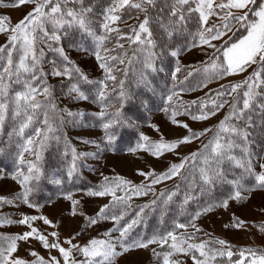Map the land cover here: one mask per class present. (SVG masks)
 <instances>
[{"label":"snow or ice","instance_id":"snow-or-ice-1","mask_svg":"<svg viewBox=\"0 0 264 264\" xmlns=\"http://www.w3.org/2000/svg\"><path fill=\"white\" fill-rule=\"evenodd\" d=\"M33 4L34 8L27 12L26 15L16 24H11L10 17H0V34L8 33V43L0 46V59L6 60V63L0 65V135L4 134L5 122L11 105V111L14 117H19L23 113L26 117L8 133L9 137L13 134L24 139L25 143L21 145V151L17 154L18 163L21 166L13 179L23 188V203L28 207H36L30 200L29 194L39 186V182L44 177L40 161L43 159V151L46 149V141L50 139L48 133L53 131V125L50 117L54 118L57 111L55 103L54 90L47 84L48 76L61 78V90L65 98L74 102L89 101L91 89L85 88L86 85L95 86V96L91 99L92 103L100 107L99 113H94L102 120V129L104 131L103 142L107 148L111 149L121 140L122 130H129L138 136V142L130 151L135 154L137 151H146L150 155L159 158L164 152H174L181 144L191 143L193 139H199L206 136L208 132H212V128H206L199 133L193 132L185 123L177 121L175 117L180 114L176 110L172 111L171 122L188 130V135L181 139L169 142L163 136L158 141H153L144 132L141 131L142 115H125L124 109L128 104L138 101L140 106L145 110H150L151 97L134 96L125 87V79L127 71L124 70L125 79L117 80L114 74L115 70L109 60L116 61L119 64L132 65L134 62L140 64L138 76L136 80L137 87H142L146 92L154 96L155 88L152 86L151 77L164 71V62L168 57L177 58L174 71L171 72L173 81L177 79V73L181 71L179 65V57L185 51H191L196 44V38L199 37L200 45H207L215 49L212 54L216 60L220 57L216 53L222 55L220 63L212 61L211 67L214 70L213 75L206 77L197 88H207L209 83L217 78H223L226 75H235L247 71L256 65L252 74L242 82H237L230 86L229 90L217 91V97H230L236 93L238 89L245 90L236 96L229 108L228 114L216 126L213 136L208 143L203 144L202 152H194L190 157H184L180 164H172L168 171L157 175L154 171L146 173L139 171L138 175L150 178V184L142 182L139 185H132L131 181L122 177H116L115 187L110 183H102L101 190L89 191L87 195L94 197L111 196L110 204L104 205L95 217H86V224L94 226L103 220L111 219L119 224L122 216L107 215L105 210L116 204H127L126 197L117 195V189L124 186H130V190L136 195H147L149 191L155 192L151 185H155L171 179L180 174L185 164L189 160L195 161L197 158L202 159V166L198 170V179L200 184V194L204 196L212 191L217 185L223 188L220 199L215 202H208L205 206H198V210L192 216L189 223H176L174 230L168 231L160 236H153L148 240H139L134 242H125L130 230L136 225L144 214V209L150 205H144L137 213V218L131 220L130 223L122 227L115 228L104 233L108 239L90 240L83 248L73 244L75 237H71L63 241L69 245V248L61 246L59 233L53 231L50 233L52 239H49L38 228L33 227L32 222L42 220L45 225L50 227H58L51 220L44 216H24L19 221L20 224L30 228L23 234L17 235H0V264H61V261L54 256H50L45 260L35 251L29 254L35 257L29 261L13 254L18 250V241H29L34 239L46 249H56L63 258V264H115L118 256L132 250L133 248H148L151 244L158 245L167 249L162 253L153 249V254L158 259L162 255L163 264H182L179 259H170L171 257L183 254L191 256L193 264H224L223 258L227 256V264H246L247 257L245 253L251 255L250 264H264V253L257 255L251 249H243L238 252V258L233 261L234 252L231 247L223 239L214 241H204L201 243H192L190 241L196 239L195 235L177 234L175 229H187L189 226L200 231L195 224V220L199 219L202 214H206L215 208L228 209L229 202L235 201L240 203L249 198L251 193L261 190L264 191V162L260 163V172L255 171L253 157L264 160V155L257 154L252 151V145L257 143L255 137L260 138L261 152L264 153V2L257 5V0H110L108 6L101 12L102 19H97L93 15V7L85 6L84 0H13L10 4H4L0 0V7H21L26 4ZM195 5V6H193ZM257 5V8L250 7ZM135 9L132 18L143 19L138 25L132 27V35L127 36V41L131 44L138 45V51L141 56L133 53L131 58L120 55H112L113 49L107 44L110 40L120 49L124 48V44L120 41L125 39L121 34L117 22L126 23L122 19L123 13ZM217 9L220 11L217 12ZM227 10V11H225ZM198 13L197 16H193ZM256 19H250L249 14ZM218 16L224 21L222 25L212 24L208 26L211 16ZM192 21L197 26L195 34L187 32L189 22ZM50 24L51 31L46 27ZM243 28L246 34H241L242 38L232 39L229 33L235 28ZM102 29V32L100 31ZM38 33L42 36H38ZM115 33V37L112 34ZM187 33V35H186ZM234 34V33H233ZM188 35L192 36V42L188 43ZM224 37H228L224 40ZM62 41L67 42L68 48L82 51L94 56L99 69L104 73L102 79L92 80L89 75L71 60L67 54L66 47ZM91 41V44H87ZM211 41H222L221 44H212ZM47 42L48 49L54 53V57L49 63L51 68L48 72L43 68L44 52L37 48L38 43ZM19 56L18 62L13 59V53ZM59 57V60L56 58ZM159 61V65L157 63ZM199 71V69H197ZM207 72V69H205ZM22 74H26L24 81L25 91L17 92L13 99H6L8 96L7 86L4 83L5 77L11 79L16 77L20 79ZM192 72H188L187 76H191ZM187 76L185 79H187ZM39 82L38 84L35 82ZM113 81L111 88L115 91L117 84L119 86L118 99L116 104H109V84ZM224 87L223 85L221 86ZM66 89V90H65ZM195 90V89H193ZM178 95L175 91L167 96L162 95L161 110L165 113L169 112V107L173 103V97ZM207 95V94H206ZM38 96L44 97L43 100ZM193 103H196L195 101ZM227 99L220 100L217 103L213 100L212 107L200 115H192L193 120H207L211 116H215L225 104ZM115 110L108 113L109 108ZM201 108L207 107L201 101ZM66 112L69 116H82L83 112L73 113L68 109L60 110ZM183 114H190L185 110ZM43 116L42 121L38 120L39 116ZM107 117V118H106ZM37 122V126L33 128V132L25 136V130ZM233 121H235L233 123ZM61 123L63 119L61 118ZM42 124V127L40 126ZM149 127L159 132V127L149 124ZM59 140V137H56ZM84 143H93L92 141H83ZM39 147V151L36 147ZM99 149L101 146L96 145ZM238 148L242 157L233 154V150ZM25 153L34 156L33 161L25 160ZM88 153H77L72 149V165L67 171V177L71 180L77 170L76 161L80 156H87ZM94 155V154H93ZM228 162L233 168H238L239 173L232 172L224 167ZM26 165V171L24 166ZM107 182L108 177L104 178ZM50 182L54 184H62L63 181L58 178H50ZM192 184L197 183V177L193 176ZM176 192L165 193L161 191L159 196L165 197L161 203L167 204L176 196ZM66 199L72 201L71 214H77V205L79 201L74 200L71 194L65 196ZM198 199L196 196L186 193L183 200L184 205L190 201ZM4 200V198H0ZM4 202H8L4 200ZM157 203L156 199L151 201V205ZM130 206V205H129ZM83 215V213H80ZM243 221L235 219L231 226L240 227ZM0 226H4L0 223ZM230 225H225L229 227ZM112 231H118L119 236L112 240ZM260 231L264 232V226L260 227ZM210 244L219 245V248H213ZM6 245V246H5ZM117 247L121 251H117ZM73 249L80 251L85 257L84 261H77L74 258ZM198 252L199 256L195 255Z\"/></svg>","mask_w":264,"mask_h":264},{"label":"rangeland","instance_id":"rangeland-1","mask_svg":"<svg viewBox=\"0 0 264 264\" xmlns=\"http://www.w3.org/2000/svg\"><path fill=\"white\" fill-rule=\"evenodd\" d=\"M12 2L13 0H3L4 4H10ZM262 2H264V0H262ZM33 8L34 5L31 3L16 8L0 7V17H10V22L14 25L23 19L26 13L31 11ZM219 11L220 10L217 9V12ZM140 20L141 17L139 20L132 19L123 25H118L117 23L114 27H118L119 30L123 31L127 30L128 32L126 33L128 34L125 32L121 33L127 37L128 35H132V27L138 25ZM223 23L224 21L214 15L209 18L208 26L212 24L222 25ZM241 30L244 29L239 27L235 28L232 33H229V35H231L234 40L237 32ZM7 37L8 33L0 34V46H4L8 43ZM227 39L228 37H224V40ZM127 42L128 43L126 44L125 49L127 50L128 47L130 48L129 55H127V57L131 58L134 52L138 56L142 55L138 51V45L131 44L129 41ZM211 43L221 44L222 41H211ZM197 45L198 46L193 47L191 51H187L180 55L178 62L181 68L204 64L210 59L215 60L217 64L219 63V60L213 58L212 55L215 52V49L208 47L206 44L199 46V39ZM67 54L71 60L82 69V71L89 75L90 79L97 80L103 76V71L97 66L94 56L74 50L67 51ZM218 54L219 53H216V56H218ZM220 56L222 55L220 54ZM254 68H256V65H253L252 68H249L245 72L235 75H226L222 79L217 78L213 82L209 83L207 88H191V90L188 89L184 90V92H177L178 95L173 97V103L170 107L178 108L184 102L192 103L194 101H199L210 95L212 92L220 89L222 85L226 86L242 82L253 72ZM205 69H207V77L213 75L214 70L211 65H209V68ZM51 79H59L61 81V78L58 77L51 76ZM171 93L172 92H169L168 94ZM168 94H166V96ZM216 102L219 103L220 101ZM212 105L213 101H210L206 111H208ZM227 107L228 105H225L215 116H211L207 120H193L191 117L183 115H178L175 119L180 121L182 124L186 123L193 132L199 133L206 128H211L213 125L220 123ZM61 108L68 109L73 113L78 111L83 112L84 114L97 113L96 109L87 104L85 101L74 102L65 97L61 100ZM63 115L65 119L69 120H72L75 117L79 119L83 116H69L66 112H63ZM171 119L172 116L170 118H165L163 114L155 115L141 131L148 135L153 141H158L160 137L163 136L167 141L172 142L189 134L187 129L173 124ZM149 124L157 125L160 129L159 132L149 127ZM207 135L200 137L199 139H193L191 143L181 144L174 152L166 151L162 156L156 158L146 151H137L135 154L129 151L121 154L110 153L101 155V153H99V149L96 147V145L100 142L101 131L91 128L72 130L70 137L73 149H75L77 153L89 154L87 156H80L76 161L77 170L75 174L81 173L95 184L105 181V177L114 181L116 177H122L125 180L131 181L132 185H139L142 182L150 184V178L146 180L145 177L138 175L139 171H144L146 173L154 171L157 175L168 171L172 164H180L182 158L191 156L192 153L196 152L202 145ZM86 140L92 141L93 143H84L83 141ZM32 147H36V150L39 151V147L37 145L34 144ZM262 155H264V153ZM25 160L26 162L33 161L34 156L30 153H25ZM72 162L73 161H71L68 166V169L71 167ZM256 162L257 171H262L259 165L264 162V160L257 159ZM68 169L66 170L68 171ZM24 170L26 171V165ZM16 173L17 171L9 175L0 171V198H4V200L8 201L6 203L4 200H0V223L4 225L0 226V235H17L30 231L29 227L19 223L25 215L36 217L44 216L51 220L53 224L58 225V227H50L45 225L42 220L32 222L33 227L38 228L42 233L48 236L49 239H52L50 236L51 232H58L61 246L65 248H69L70 246L64 244L63 241L71 237H75L73 244L79 245L80 248H83L93 238L108 239L104 233L117 228L114 221L103 220L97 225L88 226L85 219L86 217H95L104 205L110 204V201L112 200L111 196L106 195L104 197H94L87 195V193L71 194L74 200L79 201V204L77 205V214L75 216L71 214L72 201L66 199L65 196L56 199L51 204L42 208H30L22 202L24 190L21 185L17 183V180L13 179V176H15ZM177 176L171 179H165L155 185H151L155 194L175 182ZM72 179H74V176ZM123 188L122 197L128 198L127 201L132 203L146 202L154 196L152 191H149L147 195H136L130 190V186H124ZM80 213H83V215ZM234 217L235 219L243 221V225L240 227L231 226L234 224ZM195 224L197 228L200 229L199 232L189 226L187 229L178 230L177 234H194L196 239L190 241L192 243L209 241V237L215 238V240L223 239L234 252V256L232 257L233 261L238 258V252L240 250L247 248L253 249L257 255H260L261 253H264V232L260 231V227L264 226V191L257 190L251 193L248 199L240 203L230 201L228 209L217 208L207 212L206 214H202L199 219L195 220ZM225 225L230 226L226 228ZM111 235L112 240L115 241V239L119 236V232L112 231ZM127 242H131L129 238ZM214 246L216 248L220 247L216 244H214ZM166 247L168 246L166 245ZM153 249L157 252L161 248L156 244H151L148 248H133L132 250L124 253V255L118 256L115 260V264H163L162 255L158 259L154 256L152 251ZM31 251L39 253V255L45 260H48L50 256H54L61 261V264H63V258L60 256L58 250H46L39 243V241L31 238L27 242L18 241V250L13 255L32 261L35 257H32L29 254ZM117 251H121V249L117 247ZM73 252L74 258L77 261L85 260V257L80 251L73 249ZM195 255L199 256V253L196 252ZM245 255L247 257L246 264H250L252 259L251 255L248 253H245ZM224 257L228 260L227 256ZM170 259H179L182 264H193V260L190 255L184 256L183 254H178Z\"/></svg>","mask_w":264,"mask_h":264},{"label":"trees","instance_id":"trees-1","mask_svg":"<svg viewBox=\"0 0 264 264\" xmlns=\"http://www.w3.org/2000/svg\"><path fill=\"white\" fill-rule=\"evenodd\" d=\"M85 6L91 5L93 7V15L95 18L102 19V16L100 15L104 8H106L110 2V0H84ZM262 0H257V5L261 3ZM257 5H252V8H257ZM194 6V5H193ZM135 9L128 10L123 13L122 19L127 21L128 23L130 20L135 19L132 18L135 14ZM198 13H194L193 16H197ZM250 19H255L252 14H249ZM141 20L143 19V16L141 15ZM118 25H123L126 23L117 22ZM46 27L51 31V25L48 24ZM102 32V29L100 30ZM197 31V26L194 22L190 21L188 25L187 32H190L192 34H195ZM121 33L128 32L127 30H120ZM246 34L244 30L238 31L237 35L234 40L237 38H242L241 34ZM128 34V33H126ZM187 35V33H186ZM38 36H42V34L38 33ZM113 37H115V33L112 34ZM199 37L196 38V44L198 42ZM124 44V48L120 49L117 47L114 43V41L110 40L107 44V46L110 49H113L112 55H120L121 57H124V54L127 53L129 55L130 48L128 47L127 50L126 44L127 37L125 39L120 41ZM192 42V36L188 35V43ZM62 43L66 47V51L74 50L73 48L67 47V42L62 41ZM87 44H91V41H87ZM38 49H42L44 52L43 57V68L45 72H48L51 68V64L49 61H51L54 57V53L51 52L47 47V42L38 43L37 44ZM80 53H85L82 51H77ZM187 52V51H185ZM184 52V53H185ZM88 54V53H86ZM90 55V54H88ZM219 63L220 60H222V56H220V53L218 54ZM59 60V57H56ZM130 58V57H125ZM215 58V57H213ZM13 59L15 62H18L19 56L17 53H13ZM213 59H210L204 64H199L193 67H180L181 71L177 73V79L175 81L171 78V72L174 71L177 58L174 57H168L164 62V71L160 72L158 74H155L151 77V83L152 86L156 90V94L152 96L151 93L146 92L145 89L142 87H137L136 80L138 76V71L140 68V64L133 63L132 65H126V64H119L116 61L109 60V63L113 65L114 67V74L117 76V80L125 79L124 77V70L127 71V78L125 79V87L126 89L132 93L134 96H141V97H151L150 101V110L145 111L137 101L135 105L128 104L125 109L123 110L125 115H142V127L146 126L149 122V120L158 114H163L165 118H170L172 116V111L176 110L178 115H183L187 117H191L192 115H200L202 111H206L208 107V103L210 101L216 100L220 101L222 99H227L229 101L227 107V110L222 118L228 114L229 108L231 106V103L233 99L241 94L245 89L241 88L238 89L236 93H233L230 97H217L216 92L217 91H224L229 90L230 91V85H226L223 88L216 90L215 92H212L207 97L195 101L196 103L191 102H184L180 107H169V112L165 113L161 110V104L163 103L161 100V96L168 94L169 92L175 91L177 92H184V90H191V88H197V86L207 77V72H205V68H209V65H211ZM6 63V60L0 59V65H3ZM159 65V61H157ZM199 69V71H197ZM188 72H192L191 76H187ZM252 74V73H251ZM250 74V75H251ZM249 75V76H250ZM187 76V79L185 77ZM248 76V77H249ZM104 77L101 76L99 79H102ZM26 78V74H22L20 79L17 80L16 77H12L11 79L4 80L5 85L7 86V92L8 96L6 99H13L15 94L20 91H25L24 81ZM93 80V79H92ZM244 81V80H243ZM35 83H39L38 81ZM114 82L108 81L109 84V94H108V100L106 101L109 104H116L118 99V93H119V86L117 84V87L115 91L112 90L111 86ZM47 84L54 90V96H55V103L57 105V111L53 117H50V122L53 125V131L48 133V136L50 139L46 141L47 147L43 151V159L40 161V166L42 167L44 177L39 182V186L37 188H34V190L29 194V200L36 206L33 208H42L44 206H47L54 202L56 199L61 198L63 196H66L68 194H85L89 191H95V190H101L100 185L102 183H110L111 186H115L113 184L112 179H109L107 182L102 181L100 183H93L88 178L83 176L81 173H77L74 175V179L69 180L67 177V170L68 166L70 165L72 161V149L73 144L70 137V133L72 130H79L83 128H91L94 130L101 131L100 136V142L98 143L101 147L99 148V153L101 155L104 154H121L124 152H129L131 148H134L138 142V136L134 132H131L129 130H122L121 136L123 137L121 140H118L116 142V145L113 146V148L109 149L103 142L104 137V131L102 129V120L100 117L93 115L94 113H86L81 118L77 119L75 117L72 120L65 119L63 112L61 108V100L64 98L63 92L61 90V81L59 79L52 80L51 75L48 76ZM85 88L91 89V96L89 101H85L87 104L92 106L96 109L97 113L100 111V107L91 102V99L95 96V86L92 85H86ZM66 90V89H65ZM38 99L43 100L44 97L38 96ZM201 101H203L204 104L207 105L205 108H201L200 104ZM187 109V112L190 114H183L185 113V110ZM115 109L109 108L108 113L111 114ZM177 115V116H178ZM61 118L63 119V123H61ZM107 118V117H106ZM26 119V117L21 114L19 117H14L11 111V105L8 113V118L5 122L4 126V134L0 135V171L6 173V174H12L18 171V169L21 167L18 163L17 154L19 151H21V145L25 143L24 139L16 136L13 134L11 137H9L8 133L12 132L14 128H18V125L21 121ZM38 120L42 121L43 116H39L37 118ZM235 121H233L234 123ZM219 123H217L218 125ZM213 125L211 128L213 129L212 132H209L207 137L204 139L202 145L199 147V149L196 152H202L203 151V144L208 143V140L213 136V132L216 130V126ZM37 126V122L34 121L33 125L30 126L28 129L25 130V136L33 132V128ZM42 127V124L40 125ZM56 137H59V140L56 139ZM258 141L257 143H254L252 147V151L257 154H263L261 152L260 147V138L257 136L255 137ZM233 154L236 155L238 158L243 156V153L240 152L238 148L233 150ZM190 157V156H188ZM257 158L256 156L253 157V164L255 167V171H257ZM202 166V159L197 158L195 161L189 160L188 163L185 164L184 169L181 170L180 174L177 176V179L175 182H173L168 187L162 189L161 191L167 193L170 192H176L177 195L173 197L172 201L168 202L167 204L161 203L165 199V197L159 196V192L156 193L155 196H153L151 199H149L146 202H129L127 201V204H116L115 206H111L105 210L106 214L111 215H119L122 216V219L120 220L118 227H122L126 225V223H130L131 220L137 218V213L140 211V208L144 205H150V207L144 209V214L141 218V220L133 226V228L130 230V235L128 234L126 243L128 241V238L131 242L139 241V240H148L152 238L153 236H160L163 234H166L168 231L174 230V226L176 223H189V221L192 219V216L194 213L198 210V206H205L208 202H215L216 200L222 198L221 192L223 191V188L220 185H217L212 191L204 196H201L200 194V184L198 179V170ZM224 167L227 169H230L232 172L239 173L241 170L238 168H233L232 165L228 162L224 164ZM25 169V166H24ZM193 176L197 177V183L192 184ZM58 178L63 181L62 184H54L50 182V178ZM122 189H117V195L122 197ZM186 193H190L194 196H196L198 199L192 200L189 202V204L184 205L183 208L181 205H183L184 196ZM23 199V198H22ZM153 199H156L157 203L155 205H151V201ZM23 202V201H22ZM130 205V206H129ZM217 209V208H215ZM112 221L111 219H107ZM180 229H175L176 232H178ZM209 241H214L215 238L209 237ZM206 240V239H204ZM211 247L216 248L214 244H210ZM6 246V245H5ZM166 245L164 249H159L157 252H163L166 250ZM223 259L224 264H227V259L225 257L218 258Z\"/></svg>","mask_w":264,"mask_h":264}]
</instances>
